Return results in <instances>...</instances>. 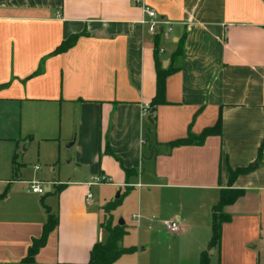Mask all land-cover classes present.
Instances as JSON below:
<instances>
[{
	"label": "crops",
	"instance_id": "obj_1",
	"mask_svg": "<svg viewBox=\"0 0 264 264\" xmlns=\"http://www.w3.org/2000/svg\"><path fill=\"white\" fill-rule=\"evenodd\" d=\"M144 3L161 19L158 36L131 0H0V264H22L46 221L43 204L57 225L31 264H87L107 237L104 219L118 223L123 201L104 210L115 191L135 194L140 219L130 221L135 242L120 241L135 250L113 264H199L212 207L229 186L244 195L223 208L230 220L209 264H264V0ZM183 35L182 57L172 59ZM155 43L161 67L180 69L166 78L167 104L146 116ZM219 115V135L168 146ZM260 147L256 168L230 182L227 166L254 163ZM34 161L59 166L34 178V164L30 178ZM94 177L108 182L89 186ZM30 181L45 193H33ZM171 221L175 233L164 228Z\"/></svg>",
	"mask_w": 264,
	"mask_h": 264
},
{
	"label": "trees",
	"instance_id": "obj_2",
	"mask_svg": "<svg viewBox=\"0 0 264 264\" xmlns=\"http://www.w3.org/2000/svg\"><path fill=\"white\" fill-rule=\"evenodd\" d=\"M160 33H156L158 36ZM84 35V33L72 34L65 40H63L58 47L51 53L52 55H56L59 53H63L70 49L77 41V39ZM185 36L183 35L179 42L177 50L171 55L173 58L182 57L183 53V44H184ZM159 48L157 43H155L154 47V62H155V94L150 101V111L151 113L156 109L159 105L167 104L165 99V82L166 78L178 71L180 69V64L173 67L171 64L163 69L161 67V62L158 60L157 53ZM221 131V117L219 115L215 125L213 127H208L202 130L200 134H193L188 130V135L185 138L176 139L168 143L170 148L179 147L183 145H202L204 140L209 135H219ZM106 152L112 154L111 151L108 150V146L106 144ZM16 156L14 155L13 160L15 162ZM262 160V148L260 147L258 150L257 159L254 163H251L244 167H237L232 169L227 166V171L229 175V181L233 182L238 175L247 174L252 172L256 166ZM127 172V171H126ZM6 191L0 194V199L5 197ZM244 195L243 189L232 188L231 186L227 188H222L219 191V198L217 203L212 207V215H211V238L208 243L206 250L202 251L200 254V262L199 264H209V250L211 247H214L219 244L221 237V226L223 223L228 222L230 220V216L223 212V208L226 205L233 204L239 197ZM121 204V195L106 203L104 206V210L106 213H109L115 210ZM44 209L47 213L46 221L42 225V231L38 238H33L30 246L28 247L26 256L21 260L22 264H31L34 261V256L38 253L40 248L44 247L50 232L57 225V217L52 214L49 208L44 205ZM107 233V237L104 241H97L93 244L90 253L89 260L87 264H113L121 255L126 253H131L135 250L134 247H121L120 241L126 235L125 225H119L118 223L113 224L111 216L107 218V223L102 226Z\"/></svg>",
	"mask_w": 264,
	"mask_h": 264
},
{
	"label": "built area",
	"instance_id": "obj_3",
	"mask_svg": "<svg viewBox=\"0 0 264 264\" xmlns=\"http://www.w3.org/2000/svg\"><path fill=\"white\" fill-rule=\"evenodd\" d=\"M131 1L141 8L142 13L144 14V18H142L140 22L142 25L146 26L148 34L152 36L156 35V33H158L159 28L161 27V19L158 17L155 10L152 9L146 3H144V0H131ZM170 31L171 29L168 27V28H165L163 32L168 33ZM142 114L146 116L151 115L149 104H145L142 107ZM34 169L37 170L38 166H34ZM107 182H108V179H106L105 177H94L92 181L88 183V185L92 186V185H98V184L107 183ZM30 190L33 193H40V194L45 193L44 187L39 182H35V181H30ZM91 196H92L91 193L88 192V194L86 195V198L90 199ZM139 219H140V215L138 213L131 215V220L135 224L139 223ZM164 228L169 232L175 233L178 230V223L175 221L166 222L164 223Z\"/></svg>",
	"mask_w": 264,
	"mask_h": 264
},
{
	"label": "rangeland",
	"instance_id": "obj_4",
	"mask_svg": "<svg viewBox=\"0 0 264 264\" xmlns=\"http://www.w3.org/2000/svg\"><path fill=\"white\" fill-rule=\"evenodd\" d=\"M34 164H36L38 166V170H35L36 171L35 174L32 173V171L34 170L33 169ZM58 166H59V162H56L55 164L43 165L41 163H38V162L34 161V163L32 162V164L28 166L29 170H28L27 174H28V176H30V178L33 177L32 174H34V178H36V174L39 175V177H42V176H44L45 171H48L51 167H55V170H57ZM41 171H44V172L41 173ZM47 177L50 178V175L47 176ZM101 189L103 191H105V194H106V189L107 188L106 187H101ZM93 192L95 193V189H93ZM116 195H117V191H115L113 193V195H112L114 199H115ZM134 195L135 194H131L130 196L128 195L129 197L126 200L125 196H127V195H124V192H123V194H121V202L122 201L124 202V206L121 207L119 209V211L115 214V216L117 217V222L120 219H122L123 221H125V223L127 225H129L128 226L129 233L124 236V239H123V241L121 243L122 245H124L126 243L127 244H132V242H135V236L134 235H135V232H136V228L132 227L133 224L130 223L131 215L137 213V211H136L137 209H136L135 203H133V200L135 201ZM132 197H133V200H132ZM106 223H107V218L104 219V221L102 223V226L105 225ZM112 223L116 224V221L113 220Z\"/></svg>",
	"mask_w": 264,
	"mask_h": 264
},
{
	"label": "water",
	"instance_id": "obj_5",
	"mask_svg": "<svg viewBox=\"0 0 264 264\" xmlns=\"http://www.w3.org/2000/svg\"><path fill=\"white\" fill-rule=\"evenodd\" d=\"M166 64H167V61H164L163 64H162V68H165V67H166ZM118 196H119V194L117 193L116 198H117ZM118 224H119V225H123V224H124V221H123L122 219H120V220L118 221Z\"/></svg>",
	"mask_w": 264,
	"mask_h": 264
}]
</instances>
